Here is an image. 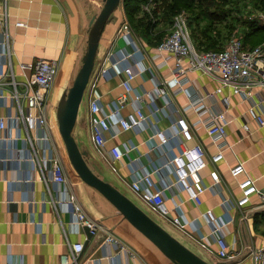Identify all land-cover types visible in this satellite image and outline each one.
Returning a JSON list of instances; mask_svg holds the SVG:
<instances>
[{
	"label": "crops",
	"instance_id": "obj_1",
	"mask_svg": "<svg viewBox=\"0 0 264 264\" xmlns=\"http://www.w3.org/2000/svg\"><path fill=\"white\" fill-rule=\"evenodd\" d=\"M105 0H8L10 32L13 36L16 72L21 74L18 61L29 62L36 58L58 60L62 77H76L82 67V60L88 48V35L91 21L97 15ZM128 19L123 4L113 14L103 32L96 66L92 79L101 76L96 94L104 111L110 115L115 103L125 93L123 86V65L113 66L128 48L124 39L117 38L120 25ZM17 21L25 26H17ZM144 52L140 57L148 71L133 81L137 90L154 91L161 79H170L168 66L158 67L161 57L156 54V46L142 42ZM57 84V83H56ZM218 80L201 73L191 74L188 84L196 91L213 92ZM171 94L157 96L155 103L148 101L144 111L148 115L145 126L125 131L113 122L107 133L108 148L120 146L124 152L121 160L114 162L118 172L112 169L109 161L96 151L89 122L90 96L85 94L80 108L74 136L82 150L88 151L90 167L103 179L111 182L136 202L141 208L150 210L143 200L132 191L129 181L139 174L151 171L157 186L164 191L168 205L173 208L182 204L175 215H183L187 225L184 228L165 220L161 224L187 247L211 263L218 259L201 243L202 235H207L211 249L216 251L214 239L210 236L211 225L203 216L213 209L215 215L226 221L224 236L231 247L230 264H252L249 246H264V201L259 195L252 196L246 207L227 208L225 199L237 200L240 197V181L246 176L236 178L231 168L243 161L248 174L257 180L264 191V127L250 120L247 110L251 104L241 97L224 94L212 96L208 104L213 110L224 108L223 98L230 94V115L227 142L231 148L225 150V159L210 163L203 170L202 177L207 186L203 194V204L198 207L188 199L187 193L177 185L171 159L180 152L179 139L172 138L166 149L155 147L152 139L156 130L169 131L176 119L181 118L184 125L192 127L195 140L206 147L209 157L218 149L211 141L205 128L197 124L200 116L194 111L180 113L178 110L188 102L185 93L178 92L171 83ZM58 86H54L49 103L60 97ZM264 97V90L260 92ZM57 95H59L57 97ZM256 99H259L258 97ZM172 103L167 104V101ZM158 108L159 114L154 110ZM135 110V103L129 101L122 109V115ZM11 109L7 102L0 101V118L7 117ZM208 115L205 114L203 118ZM115 120V117L113 118ZM251 127L250 132L244 124ZM53 128V127H52ZM8 134L14 139H7ZM54 142L65 160L68 183L59 184L52 180L50 168L45 165L35 169L28 160L29 150L22 139H16V129L10 119L6 128H0V264H69L74 263L72 245L82 242L83 251L77 264H138L127 251L107 242L108 235H114L128 249L136 252L147 264H174L154 243L138 231L124 215L97 189L86 184L77 172L68 166L67 156L60 147L52 129ZM135 146L128 151L127 147ZM111 158L110 153L106 152ZM71 199L80 203L88 220L98 226L92 239L88 238L86 224H78ZM146 211V210H145ZM181 211V212H180Z\"/></svg>",
	"mask_w": 264,
	"mask_h": 264
},
{
	"label": "built area",
	"instance_id": "obj_2",
	"mask_svg": "<svg viewBox=\"0 0 264 264\" xmlns=\"http://www.w3.org/2000/svg\"><path fill=\"white\" fill-rule=\"evenodd\" d=\"M144 9L148 8L144 6ZM10 17L8 0H0V101L7 102L11 109L7 117L0 118V128H6V119L12 120L16 129L15 137L25 142L29 150L28 160L34 168L45 165L50 168L54 182L66 184L68 176L65 160L52 135V107L49 103L60 69L59 61L46 58H36L29 62L18 61L21 74H17ZM253 20L264 26V10L256 14ZM16 25L22 27L25 26V22L17 21ZM117 38L124 39L128 45L124 55L113 65H123L125 93L119 97L110 115L104 111L101 100L96 94L101 76L106 74L107 69L103 70L101 76L95 79L91 77L86 93L90 96L89 122L93 145L96 151L109 161L112 169L118 172L114 162L121 160L124 152L120 146L110 149L107 146V133L110 132L113 122H117L125 131L145 126V122L148 121V115L144 111L145 103L148 101L155 103L157 96L170 95V86L174 83L178 92L185 93L188 97V102L178 111L196 112L200 116L197 124L201 123L205 128L218 151L209 157L203 143L196 141L193 145L188 144L195 140V134L192 127L183 124L181 118L175 120L169 131L156 130L152 139L157 141L155 147L163 149H166L172 138L179 139L180 152L171 159L177 177L176 183L187 193L188 199L200 207L203 204V194L207 190L202 177L203 170L210 163L217 164L224 160L225 150L231 148L227 142L228 128L232 120L229 118L230 94L249 101L251 104L247 110L248 117L259 127H264V97L260 94L264 90V42L249 47L245 44L242 35H236L225 43L222 50H199L193 38L190 19L185 12H181L174 18L172 32L156 46V54L162 59L158 67L168 66L171 78L161 79L154 91H143L136 90L133 81L148 71L140 57L144 47L128 19L118 28ZM197 72L218 80V87L213 92L206 93L189 87L191 74ZM226 90L230 94H226L223 98L225 107L218 110L211 109L208 99L224 94ZM257 97L259 99H256ZM129 101L135 103V110L124 116L121 111ZM170 103H172L170 100L167 101V104ZM154 112L159 114L158 108ZM207 113L208 115L203 118ZM243 126L250 132L251 127L247 122ZM5 138L13 140L14 135L8 134ZM134 148L133 145L127 147L128 151ZM106 152L110 153L111 158L107 157ZM231 174L236 178L243 174L246 176L239 183L240 197L234 201L224 200L227 208L242 209L251 204L252 196L256 194L264 201V191L258 186L257 180L248 174L243 161H238L231 168ZM128 184L152 213L178 227L184 228L187 225L183 215H175L174 212L181 210L182 204L177 203L173 208L168 205L164 191L169 186L167 185L165 189L159 188L151 171L139 174ZM71 203L74 205L77 223L91 226L96 233L98 226L88 220L83 206L75 199H71ZM203 216L211 225L210 236L215 241L216 251L210 248L207 235L204 234L201 237L202 245L214 253L218 264H230L231 247L223 232L226 221H221L213 209L205 211ZM107 242L116 245L120 251H127L131 259L137 260L138 264H147L114 235H108ZM83 249L82 242L72 245L74 263H77ZM248 249L252 264H264V246H249ZM65 262L69 264L68 261Z\"/></svg>",
	"mask_w": 264,
	"mask_h": 264
},
{
	"label": "water",
	"instance_id": "obj_3",
	"mask_svg": "<svg viewBox=\"0 0 264 264\" xmlns=\"http://www.w3.org/2000/svg\"><path fill=\"white\" fill-rule=\"evenodd\" d=\"M122 3L123 0H105L101 11L93 17L88 35V48L82 60V67L75 77L73 85L64 91L59 100L57 117L68 158L80 178L106 197L138 231L154 243L174 264H218L211 263L195 253L118 187L99 176L89 165L88 151L81 149L74 136L80 108L96 66L103 32ZM86 231L88 238L92 239L95 235L92 227L87 225Z\"/></svg>",
	"mask_w": 264,
	"mask_h": 264
},
{
	"label": "trees",
	"instance_id": "obj_4",
	"mask_svg": "<svg viewBox=\"0 0 264 264\" xmlns=\"http://www.w3.org/2000/svg\"><path fill=\"white\" fill-rule=\"evenodd\" d=\"M146 2L147 0H124L122 4L129 21L133 20L140 32L147 37L153 35L161 9L172 19L185 8L190 12L193 38L199 50H222L225 42L221 38V30L217 31L216 35L210 34L209 30L223 26L229 36L237 28L240 30L237 22L245 26L239 32L245 30L242 35L247 46L254 47L264 42V26L255 20H243L247 12L239 8V3L245 2L247 6L253 5L264 10V0H155L159 7L154 11L144 9ZM212 7L215 9L212 10ZM206 18L210 23L204 29L202 24ZM163 38L157 40L155 46H158Z\"/></svg>",
	"mask_w": 264,
	"mask_h": 264
},
{
	"label": "rangeland",
	"instance_id": "obj_5",
	"mask_svg": "<svg viewBox=\"0 0 264 264\" xmlns=\"http://www.w3.org/2000/svg\"><path fill=\"white\" fill-rule=\"evenodd\" d=\"M145 6L148 8L147 10L148 11H151V10H155L157 9L159 6L158 4L155 2V0H147ZM240 6V7H239ZM239 8L241 9H244V11L247 12V14L245 15V17H243V20L244 19H248V20H253L254 19V16L256 14H258L259 12L263 11L259 8H255L253 5H248L245 4V2H240L239 3ZM184 8V7H182ZM215 8L212 7V10H214ZM181 12H185L189 19H190V12L187 10V9H182ZM180 12V13H181ZM158 20H157V25L155 27V31L153 33V35H150V36H145L143 35L140 30L136 27V24L134 23V21H129V23L131 24L134 32L136 35H138V37L141 39L142 42H145L147 44H149L150 46H155L156 41L157 40H161L163 37L167 36L169 33L172 32L173 30V26H174V18H169V14L167 12H164L163 9H161L158 13ZM129 20V19H128ZM233 22H236V21H233ZM210 23V21L206 18L204 21H203V26L204 29L206 28V26ZM237 27L241 29H243L245 26L241 24V22H237ZM215 28V27H213ZM218 29H210L209 30V33L213 34V35H216L217 31L221 30V38L224 39L223 41L226 43L230 38L236 36V35H244V31L245 30H242L241 32H239L240 30L237 28L231 35L228 36V32L226 29H223V26H220V27H217ZM242 35V36H243ZM228 36L226 39L225 37ZM230 37V38H229ZM244 37V36H243ZM74 80H75V77H65L63 79L62 77V70L59 69V73L56 77V81H55V84L54 86H58V93H60V97L56 100L58 101H55L54 104H52V102H50V105L52 107V120H51V124H52V127H53V130H54V134L55 136L57 137L58 141H59V144H60V147L63 149V152L65 154V157L67 156V160H68V163L69 165L68 166H71V162L68 158V155H67V150H66V146H65V143L63 141V138H62V135L60 133V129H59V121H58V117H57V106H58V103H59V100L62 96V94L64 93V91L68 90L74 83ZM57 83V84H56ZM54 89V88H53ZM52 93H53V90H52ZM51 93V94H52ZM57 95V97L59 96ZM51 96V95H50ZM73 169V167H72ZM144 210H146V212L148 214H150L157 222L165 225L164 223V219L162 217H160L159 215H156L154 213H152L150 210H147L146 208H143ZM200 253V255H203L201 254L200 251H198Z\"/></svg>",
	"mask_w": 264,
	"mask_h": 264
}]
</instances>
